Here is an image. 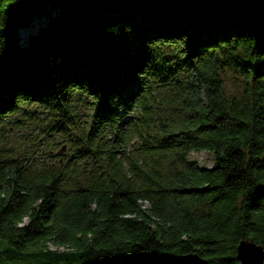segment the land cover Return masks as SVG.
Returning a JSON list of instances; mask_svg holds the SVG:
<instances>
[{
    "label": "trees",
    "instance_id": "obj_1",
    "mask_svg": "<svg viewBox=\"0 0 264 264\" xmlns=\"http://www.w3.org/2000/svg\"><path fill=\"white\" fill-rule=\"evenodd\" d=\"M49 3L59 13L19 45ZM39 107L50 132L0 149V264L137 252L238 264V241L264 249V21L146 0H0V124ZM199 150L208 168L187 158Z\"/></svg>",
    "mask_w": 264,
    "mask_h": 264
},
{
    "label": "water",
    "instance_id": "obj_2",
    "mask_svg": "<svg viewBox=\"0 0 264 264\" xmlns=\"http://www.w3.org/2000/svg\"><path fill=\"white\" fill-rule=\"evenodd\" d=\"M179 13L203 18H242L264 21V0H146ZM61 145L56 154L63 151ZM61 151V152H60ZM238 264H264V249L250 240H240L235 246ZM124 264H207L195 253L162 256L151 252L125 254Z\"/></svg>",
    "mask_w": 264,
    "mask_h": 264
},
{
    "label": "rangeland",
    "instance_id": "obj_3",
    "mask_svg": "<svg viewBox=\"0 0 264 264\" xmlns=\"http://www.w3.org/2000/svg\"><path fill=\"white\" fill-rule=\"evenodd\" d=\"M60 6L57 3H49L45 8L44 12L34 15L31 19L23 26L17 29L18 39L17 43L23 45L26 42L27 35L37 30L41 24H43L47 15H56L59 13ZM236 75L227 71L224 76L225 89L230 91L233 89V77ZM78 109L84 112L87 111L88 105H78ZM54 118L51 117V112L43 107L31 110L28 113L17 112L9 115L4 122L0 124V149L5 146H15L18 148H26L25 140L29 135L36 134L37 136H43L50 132L49 125L54 122ZM52 139H56L53 137ZM52 139H47L52 140ZM62 144L66 143L59 141L52 147V152L56 153L55 150ZM64 147V151H65ZM62 151V152H64ZM61 152V151H60ZM62 154V153H60ZM36 156V152L33 154ZM59 156V155H58ZM187 158L193 160L198 167L208 168L211 165L212 157L211 154L204 150L191 151L188 153Z\"/></svg>",
    "mask_w": 264,
    "mask_h": 264
}]
</instances>
